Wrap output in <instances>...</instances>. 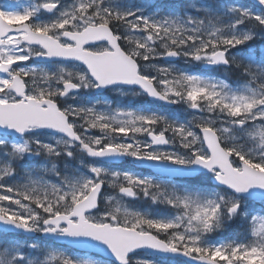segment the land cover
Instances as JSON below:
<instances>
[{
    "label": "snow or ice",
    "instance_id": "snow-or-ice-1",
    "mask_svg": "<svg viewBox=\"0 0 264 264\" xmlns=\"http://www.w3.org/2000/svg\"><path fill=\"white\" fill-rule=\"evenodd\" d=\"M256 40L264 0H0V264H264Z\"/></svg>",
    "mask_w": 264,
    "mask_h": 264
},
{
    "label": "rangeland",
    "instance_id": "rangeland-1",
    "mask_svg": "<svg viewBox=\"0 0 264 264\" xmlns=\"http://www.w3.org/2000/svg\"><path fill=\"white\" fill-rule=\"evenodd\" d=\"M169 2H170V0H157V3L167 4ZM184 2L188 3L189 0H184ZM239 2L244 3V4H248V3H250V0H239ZM151 10L152 9H149V11H151ZM257 41H261V40H256V42L253 44L258 47ZM263 42L264 41H262V43ZM29 63H32V62L29 61ZM158 63H163V62L161 61ZM176 66L180 69L187 70V71L193 72V73H203L204 72L201 69L202 66L186 64L183 60H179L178 62H176ZM40 67L45 68V70H48V68H49V66H40ZM153 74H155V73L153 72ZM209 74L217 76V77H221V78H227L233 84H236L238 81V76L236 74H232V75L227 76V77H225L224 73H220V72L209 73ZM105 98L108 100V102L112 105L113 108L131 104V106H133V107L152 108L153 110H159V111L174 113L175 115L179 116L183 120H191L192 119L193 110L187 109L186 106H182V105H177L173 110H168V109H165L161 106H154V105L149 106V105H147V103H145L142 100L141 96L140 97H132V96L122 97L118 93H113V92L107 93L105 95ZM96 134L99 135L98 132ZM137 138L139 140H144L145 137L139 136ZM129 163L131 164L132 162L130 161ZM120 169L129 170L127 168H120ZM114 194L115 193L111 189H108L106 192V195H114ZM128 205L132 209H137V210H141V211H148L152 214H156V212H157L156 206L151 205L149 201H145L143 199L129 200ZM151 206H152V208H149ZM144 207L147 209H145ZM159 211L164 212L165 210L163 208H161V209H159ZM223 235L224 234H222V235L221 234H215L214 238L220 239V238H223ZM17 239H19L21 242L24 240L22 238L21 239L17 238ZM33 240H37L41 243L47 242L45 240H41L40 238H36ZM93 258L97 259V260L100 259L99 257H97V258L93 257Z\"/></svg>",
    "mask_w": 264,
    "mask_h": 264
},
{
    "label": "trees",
    "instance_id": "trees-1",
    "mask_svg": "<svg viewBox=\"0 0 264 264\" xmlns=\"http://www.w3.org/2000/svg\"><path fill=\"white\" fill-rule=\"evenodd\" d=\"M227 233H229V234H239V235H241V233H240V229H237L235 225H233V227L230 228L229 231H228Z\"/></svg>",
    "mask_w": 264,
    "mask_h": 264
},
{
    "label": "flooded vegetation",
    "instance_id": "flooded-vegetation-1",
    "mask_svg": "<svg viewBox=\"0 0 264 264\" xmlns=\"http://www.w3.org/2000/svg\"><path fill=\"white\" fill-rule=\"evenodd\" d=\"M29 2V0H20L21 5L27 4ZM45 65V64H42Z\"/></svg>",
    "mask_w": 264,
    "mask_h": 264
},
{
    "label": "water",
    "instance_id": "water-1",
    "mask_svg": "<svg viewBox=\"0 0 264 264\" xmlns=\"http://www.w3.org/2000/svg\"><path fill=\"white\" fill-rule=\"evenodd\" d=\"M178 258H180V259H184L183 257H178Z\"/></svg>",
    "mask_w": 264,
    "mask_h": 264
}]
</instances>
